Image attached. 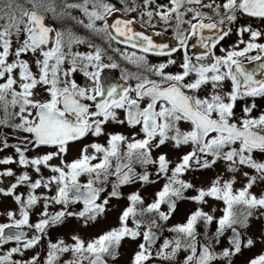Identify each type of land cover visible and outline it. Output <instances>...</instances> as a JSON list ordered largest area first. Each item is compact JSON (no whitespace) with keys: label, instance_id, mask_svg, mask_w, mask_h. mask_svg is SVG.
<instances>
[{"label":"snow or ice","instance_id":"obj_1","mask_svg":"<svg viewBox=\"0 0 264 264\" xmlns=\"http://www.w3.org/2000/svg\"><path fill=\"white\" fill-rule=\"evenodd\" d=\"M120 3L124 5L122 9L109 0H0V126L25 134L15 144H9L7 137L0 138V151L11 147L17 157H4L0 165L18 163L25 169L31 167L37 174L43 166L53 173L33 180L27 171L16 175L11 168L0 170V177H15L8 188H0V195L11 196L19 206V218L8 211L9 222L0 223V246L10 241L16 245L0 254V264H40L39 255L29 260L12 257L23 256L26 250L39 245L47 229L62 224L67 217L82 220L85 226L96 221L105 213L110 199L121 197V186L136 180L144 184L158 182L151 180L147 171L137 175L134 163L155 165L157 178L165 180L154 200L144 206L138 192L130 194L129 205L119 216V226L88 241L79 235L71 236L72 243L49 240L43 264H58L65 253H71L72 259L64 264H109L107 258H116L123 239L136 240L141 236L131 264H149L158 239V233L153 230L160 227L158 220L167 221L175 210L176 200L184 199V192L194 187L182 176L193 166L208 169L220 160L227 164L228 172L236 173L241 167H247L255 175L244 172L247 182L239 189L233 187L235 178L222 180L219 176L207 188L196 189L197 194L188 199L198 204L207 203L206 198L221 201L222 215L216 218L197 208L186 223L168 229L175 235L163 240L156 255L172 261L184 250L189 254L183 264H212L254 243L251 238L242 241L237 227L246 228L253 211L264 209V193L257 196L250 191L258 180L264 181V162L253 156L254 152L264 153V112L252 116L256 105L244 104L238 117L235 108L238 101L264 97V43L257 42L264 37V32L241 26L237 29L240 39L236 44L220 48L221 55H216L214 49L230 35L229 26L238 14L264 19V0H168L167 4L143 0L144 10L140 15L147 20H142L141 26L155 28L152 22L158 18L165 29L172 28L177 43L171 48L155 43L143 32L134 31L132 19H115L109 23L108 18L117 12L137 11L135 0L131 6L128 0ZM153 4L154 10L150 9ZM73 9L81 15H73ZM49 18L74 21L101 37L107 48L77 35L71 28H57L48 22ZM245 33L249 35L247 41L243 39ZM193 37L204 49L196 62L185 51L179 64L181 71H165L176 64L172 54L185 50ZM113 43L138 49L141 54L129 52L127 47L123 51L114 48ZM82 44L87 45V51L74 50ZM108 49L120 53L138 69L136 72L122 70L123 84L102 77L105 69L119 68L111 56L105 62ZM147 54L169 58L166 62L149 64ZM28 56L32 60L25 58ZM78 72L87 79L86 85L81 86L75 79ZM189 77L194 79L188 80ZM130 80L135 83H128ZM229 81L230 91H226L224 85ZM207 86L210 90L201 97L198 93ZM109 122L138 128L139 132L131 136L106 133L105 125ZM182 123L190 127L184 130ZM88 135L106 136V144L84 145L78 158L65 161L69 143ZM167 142L176 148L191 145V151L183 154L174 167H170L172 162L165 154L152 157L153 149ZM41 147L55 151L34 157L26 155ZM54 158H60V165L50 163ZM81 177H86V181L81 182ZM110 177L115 178L111 181V191L101 199ZM20 185L27 186L26 197L16 194ZM52 185L56 186L55 195L36 194L37 189H50ZM41 200L44 205L40 219L32 224L30 212ZM77 203L83 205L80 211L68 210ZM50 204L62 205V209L49 213ZM165 204L167 212L161 210ZM146 215L154 218L145 221L142 218ZM129 219L133 227H129ZM200 221L215 222L217 227L209 242L199 245L198 249L196 226ZM23 227L34 229L36 234L26 239ZM228 230L232 232L228 241L231 249L225 248L218 255L213 251L211 240L219 243ZM249 264H264V254Z\"/></svg>","mask_w":264,"mask_h":264},{"label":"rangeland","instance_id":"obj_2","mask_svg":"<svg viewBox=\"0 0 264 264\" xmlns=\"http://www.w3.org/2000/svg\"><path fill=\"white\" fill-rule=\"evenodd\" d=\"M243 21V19H242ZM66 28H68L65 25ZM64 27V28H65ZM87 49L86 44L78 45L74 47V50L82 51ZM26 59L32 60L31 56L25 57ZM35 71V68L33 67ZM79 74L76 73L75 76ZM81 74V73H80ZM82 75V74H81ZM83 76V75H82ZM88 83L87 79L83 76L82 84L86 85ZM38 91H41L38 89ZM246 104H251V101L245 102ZM256 105L254 109L255 116H258L261 112H264V97H258L257 100L252 101ZM2 115V113H0ZM18 122V121H14ZM181 128L187 130V125L185 123L181 124ZM14 131V130H13ZM16 133H12L9 127L1 126V136L0 138L7 137L9 144H15L18 141L20 136L25 135L24 133H20L15 131ZM105 132L106 133H114V130L105 125ZM126 136H131L133 132L123 130L121 132ZM106 136L101 137H93L91 135L86 136L84 139L76 142L69 143L68 151L63 159L67 162H71L72 160L76 159L80 155V150L84 145L97 142L101 144H106ZM55 151L54 148L49 147H41L36 150H32L26 153L28 157H34L37 155L44 154L46 152ZM91 149H89V153H91ZM191 151V145H182L180 148H176L173 146L172 142H167L159 148H154L152 151V157L155 159L161 154H165L167 159L171 161L170 167H174L175 163H177L180 157ZM13 156V159H17L14 149L7 148L3 151H0V159ZM253 156L256 160L260 162H264V153L254 152ZM211 159V157H209ZM52 165H60V158H54L50 161ZM114 163V162H113ZM142 168L143 174L147 171L150 175L151 180H157V183H149L144 184L141 183L139 180H136L131 185L125 187L124 189H119L121 193V197L119 199L112 198L111 201V212L104 213L102 216H99L96 221L89 222L87 226L84 225L82 220H79L75 217H67L62 224L57 225L56 227H50L49 232L52 235L49 240L55 242L59 239H71L72 235H79L82 239L90 238L91 236H98L103 232H106L112 228L119 226V216L122 211L129 205V201L127 197L134 193L138 192L141 197L144 199V206L148 203H151L155 198V193L160 190V188L165 183L163 178H157L156 175V166L155 165H141L137 163ZM4 168H11L16 175H20L24 171H27L29 175L32 177L33 180L39 178L40 175L44 176L45 178L51 176L53 173L41 166V172L37 174L31 167L23 168L19 166L18 163H13L10 165H0V170ZM244 172L249 173V175H255L254 170L241 167L240 170L236 173H231L227 171V164L220 160L217 161L213 167L208 169H196L193 166L192 170L186 172L182 179L187 182H190L194 187L192 189H188L184 192V199L176 200V207L174 212L171 214L170 218L167 221H160L158 220V224L160 227L157 229L159 231V238L153 248V253L156 254L157 250L159 249L160 245L163 243L164 239H172L175 233L168 231L169 228L178 225L184 224L187 221L188 216L194 212L197 208H201L203 211L209 213L210 215L219 218L222 215L221 209L224 207L221 201L214 200L212 198H206L207 203L205 204H198L188 197H192L197 194L196 189L199 188H207L211 181L215 179L217 176L221 177L222 180H229L235 178V184L233 187L235 189L242 188L244 184L247 182V178L243 175ZM170 174V173H169ZM81 180L84 177L80 178ZM15 182V177H0V188H8L12 183ZM51 189L55 191L56 186L52 185ZM16 194H20L25 196L28 193V188L26 185H20L15 190ZM111 191V188H107L106 191L103 193L102 198L107 196L108 192ZM250 191L259 196L261 193H264V181H257V183L250 189ZM44 201L41 200L37 206H35L30 212V223L35 224L40 219V213L43 211ZM62 209V205L50 204L48 211L50 213L60 211ZM161 210L167 212L168 209L161 205ZM13 211L16 213L17 218H19V206L15 203L14 199L11 196H4L0 195V223L9 222L7 217V212ZM264 209H256L253 211V215L248 219V226L246 228L238 227L242 232V241L246 242L247 239L251 238L254 243L250 247H242L241 251L234 256L229 258H218L217 260L213 261L212 264H249L250 260L256 258L257 256L264 254ZM153 215H146L142 219L145 221L153 219ZM141 219V217H138ZM198 224L204 227V234L199 235L198 229L196 226L197 231V238L201 237L206 243L212 238L213 234L216 230H212L211 226L216 225L215 222L212 224H205L203 221L198 222ZM197 224V225H198ZM129 227H133L132 220L129 219L128 221ZM34 232L35 230L32 229ZM143 228H141V232H143ZM36 234V233H35ZM142 241L141 238L136 240H132L130 238H125L121 241L120 247L118 249V255L115 258V261L119 264H131V259L134 253L138 250V245ZM229 236L228 231L224 233L223 236L220 237L219 243H216L214 239L211 240L213 251H215L218 255L223 251L225 248L231 249V245L229 244ZM71 242V240H70ZM189 253L180 250L174 260L171 261L173 264H183L185 257ZM157 258H160L156 255ZM66 258L69 259V256L66 255ZM70 260V259H69ZM164 260V259H162Z\"/></svg>","mask_w":264,"mask_h":264},{"label":"flooded vegetation","instance_id":"obj_3","mask_svg":"<svg viewBox=\"0 0 264 264\" xmlns=\"http://www.w3.org/2000/svg\"><path fill=\"white\" fill-rule=\"evenodd\" d=\"M21 2H22V0H21ZM70 2H72V0H70ZM109 2L114 4L117 8L122 9L124 7V5H122L120 3V0H109ZM132 2H133V0H128L129 6L132 5ZM167 3H168V0H156V4H167ZM135 4L138 6L136 12H129L127 14H125L122 11L121 12H117L112 17L108 18L109 23H113L115 21V19H132L134 21V23L132 25L134 31L143 32L145 35L151 36L153 38L154 42L157 43V44H167L169 46V48L175 47L177 42L174 39L172 28L165 29V25L162 22H159L158 18L154 19L153 22H152V23H154L156 25L155 28H153L151 26H143L142 27L141 26V21L142 20H147L146 16L141 17V15H140V12L144 10V8H143V0H135ZM155 7H156V5L153 4V5L150 6V9L154 10ZM205 11H208V10H205ZM72 14L76 15V16H80L81 15L79 10H76V9L72 10ZM209 14H211V13H209ZM242 19H243V21H242ZM48 22L50 24H55V26L57 28L65 27V25H66L68 28H71V30L73 32H75L77 35H80V36L84 37L85 39L91 40L93 43H95V44H97V45H99V46H101L103 48H107V44L105 43V41L101 37L93 35L87 29H84L80 25H76L74 21L65 20V21L61 22V21H53L51 18H49ZM241 26H250L253 30H258V31L264 32V19L252 18V17H248V16H244V15L238 14L237 20L232 25L229 26V27H231L230 35L227 36L224 40H222L219 43V45H217V47L214 49V52H215L216 55H221L220 48H229V47H231L232 45H234V44H236L238 42L240 37L237 35V29L240 28ZM207 34L208 33H205V35H207ZM243 39L245 41H247L249 39V35L247 33H245L244 36H243ZM257 42L264 43V37L260 38ZM113 47L114 48L118 47V48H120L123 51V50H125V48L127 46L123 45V44L116 45L115 43H113ZM240 47H243V45H240ZM87 50H88V48L85 49V50H82V51H87ZM127 50L129 52L137 51L138 54H141L138 49H132L130 47H127ZM185 51L192 58L193 62H196V57L198 55H200L204 51V49L200 48L199 44L197 43V38L193 37L191 40H189L188 47L185 50L177 51L176 53L172 54L171 58L176 60V64L175 65H170L165 71L172 72V73H176V72L181 71V69L179 67V64L182 62V57H183ZM253 54H255V53H253ZM108 56H111L113 58V60L116 63L119 64V68H117V69H105L104 72L102 73V77L104 78V80H107V81H110V82H113V83L123 84L125 82L121 79L122 70H127L128 72H136V71H138V69L134 65L129 64L127 61H125L121 57L120 53L114 52L111 49H108L107 53H106V56H105V62H108V60H107ZM168 58L169 57H166V56H156V55H152V54H147V60H148L149 64H158V63H161V62H166V60ZM152 78L156 79V77H152ZM75 79L77 80V82L81 86H84L82 84L83 76L80 73L75 76ZM187 79L191 80V79H194V77H189ZM128 83L134 84L135 81L134 80H130V81H128ZM230 87H231L230 81L229 82H225L224 90L230 91ZM209 90H210V86H207V87L203 88L198 94L201 97H203V96H205L208 93ZM257 99H258V97H256V98H248L245 101H238L237 104H236V108H235L236 115L238 117L242 115V107L244 106V104H246L245 102L251 101V104H252V101H255ZM251 115L255 116L254 110L251 113ZM119 116L122 119L123 118V113L120 112ZM107 125L114 130V133H117V132L121 133L123 130L131 131L133 133H138L139 132L138 128L132 129V128H129L126 124L125 125H120V124H116V123H113V122H109ZM186 125H187V128L190 127L188 124H186ZM138 138H142V136L138 137ZM133 166H136L139 169V172L137 173V175L142 173V168L137 163H134ZM86 179L87 178L84 177V179H82L81 182H85ZM114 179H115L114 177H110L109 178L110 183L105 185L106 189L107 188H111V181L114 180ZM131 184L132 183L123 185L119 189H124L125 187H127V186H129ZM36 193H38V195H46V196L55 195V191H53L51 188L50 189H45L44 188V189H42L39 192L36 190ZM25 195H27V194H25ZM82 207H83V205L81 203H77V204H74V205H70L68 210L69 211H73V212H78V211H80L82 209ZM105 212L106 213L111 212V201L110 200H109L108 205L106 206V211ZM52 213H55V212L53 211ZM5 223H8V222H5ZM159 223H160V221H159ZM56 226H53V227H56ZM49 228L47 229L46 235L43 237V239H42V241H41V243L39 245H37L36 247H34L32 249L26 250L24 252L23 256H21L19 254H14L12 259L13 260H29V259H31L32 256L39 255L40 264H43L44 259L46 258V254H47V244L49 242L50 237H52V235L49 232ZM29 229H31V228H29ZM155 230H157V229H155ZM240 232H241V230H240ZM158 234H159V231H158ZM93 237H96V236H91L90 238H86L84 240L88 241V240L92 239ZM158 238H159V235H158ZM198 238H197V241H198ZM241 239H242V232H241ZM70 240L71 239H64V241L66 243H72V241L70 242ZM54 242H55V240H54ZM155 244L153 245V248H154ZM15 246L16 245H15L14 241H10L7 244H4L3 246H0V254H3L4 252L8 251L9 249H11L12 247H15ZM153 248H152V251H153ZM66 255L69 256V259H72L71 253H65V254H63L60 257V260L58 261V264H64L65 261L69 260V259L66 258ZM107 259L113 264H119L118 262L115 261V259L113 260L111 257H108ZM153 259L154 260L163 261V262H165L167 264H173V263H171V261L162 260V259L157 258L156 254H154V253H153V258L151 260H153Z\"/></svg>","mask_w":264,"mask_h":264},{"label":"water","instance_id":"obj_4","mask_svg":"<svg viewBox=\"0 0 264 264\" xmlns=\"http://www.w3.org/2000/svg\"><path fill=\"white\" fill-rule=\"evenodd\" d=\"M0 135H1V126H0ZM134 167V169H135V172H136V174L139 172V169L136 167V166H133ZM176 203V202H175ZM165 206L167 207V205L165 204ZM22 231H24L25 232V238L26 239H30L33 235H35V233L31 230V229H29V228H27V227H23L22 229H21ZM154 231H156L157 233H158V231L157 230H155V229H153ZM7 231V230H6ZM14 231V230H13ZM237 231L238 232H240V229L237 227ZM241 233V232H240ZM159 235V234H158ZM228 236L230 237V236H232V232H231V230H229L228 231ZM201 244H206L203 240H202V238H198V249H199V245H201ZM109 261V260H108ZM109 264H113V263H111L110 261H109ZM149 264H167V263H165V262H163V261H160V260H151L150 262H149Z\"/></svg>","mask_w":264,"mask_h":264},{"label":"trees","instance_id":"obj_5","mask_svg":"<svg viewBox=\"0 0 264 264\" xmlns=\"http://www.w3.org/2000/svg\"><path fill=\"white\" fill-rule=\"evenodd\" d=\"M5 127V126H4ZM6 128V127H5ZM11 131H12V133H16L15 131H13V129H11V128H9ZM42 189H44L43 187H41V188H39V189H37V191L39 192V191H41ZM37 195H38V193H36ZM216 227L217 226H215V225H212L211 226V228H212V230H216ZM197 229H198V234L199 235H201L202 236V234H204V227L202 226V225H200V224H198L197 225Z\"/></svg>","mask_w":264,"mask_h":264}]
</instances>
